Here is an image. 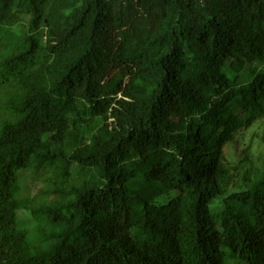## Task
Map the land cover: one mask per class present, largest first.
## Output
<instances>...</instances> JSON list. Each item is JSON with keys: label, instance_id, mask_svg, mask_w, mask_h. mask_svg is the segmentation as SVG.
<instances>
[{"label": "trees", "instance_id": "obj_1", "mask_svg": "<svg viewBox=\"0 0 264 264\" xmlns=\"http://www.w3.org/2000/svg\"><path fill=\"white\" fill-rule=\"evenodd\" d=\"M252 125L264 0H0V264H264Z\"/></svg>", "mask_w": 264, "mask_h": 264}, {"label": "rangeland", "instance_id": "obj_2", "mask_svg": "<svg viewBox=\"0 0 264 264\" xmlns=\"http://www.w3.org/2000/svg\"><path fill=\"white\" fill-rule=\"evenodd\" d=\"M244 77L247 78V75L244 74ZM264 135V129H258L255 125L250 126L249 128H244L239 130L235 134V139L226 149V156L228 157L230 164L233 165L241 157V151L247 145L250 146V159L254 164L263 165L264 164V144L261 141V138ZM220 200L215 201L210 205V209H219ZM18 219L22 222L29 223L31 221V216L29 212L20 210L17 212Z\"/></svg>", "mask_w": 264, "mask_h": 264}]
</instances>
